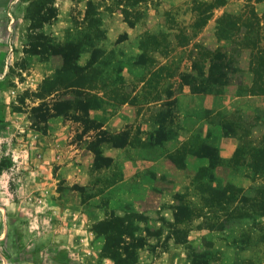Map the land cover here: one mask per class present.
<instances>
[{"label": "rangeland", "instance_id": "1", "mask_svg": "<svg viewBox=\"0 0 264 264\" xmlns=\"http://www.w3.org/2000/svg\"><path fill=\"white\" fill-rule=\"evenodd\" d=\"M197 1L212 0H0V75L14 79L33 73L46 76L61 66L62 57L52 49L44 51L39 46L40 37L53 44L81 38L84 51L78 58L80 65L91 56L87 44H96L104 50L100 58H105L107 98L119 103V132L126 131L134 145L133 150L119 152V186L96 188L101 194L89 187L68 190L60 172L56 176L59 181L51 185L56 187L53 203L57 213L53 214L50 197L46 200L45 195L42 203L35 204L23 193L27 181L19 177L29 170L27 165H32L23 161L18 149H0V236L3 220H26L36 206L42 223L40 233L28 238L21 236L19 227L9 229L7 238L0 239V264H114L102 252L107 230L96 224L112 213L122 215L124 209L142 216L134 223V236H141L145 243L129 256L131 264H264V192L257 190L264 188V175L252 176L242 168L233 170L224 161L210 170L222 185L230 182L247 197L243 203L237 201V195L232 204L234 211L227 219L223 210L209 209L202 203L197 176L208 159L194 153L207 135L218 151L221 142L236 143L235 149L240 143L246 147L242 159L247 161L250 146L264 139V109L253 111L255 104L248 101L250 48L237 44V39L219 41L215 34L217 21L224 13L244 11L249 22L253 18L251 9L259 18V32L253 30L250 38L260 37L258 44L264 46V10L258 9L264 0H226L201 26L196 25L198 12L192 10ZM133 18L138 20L130 25ZM147 35L154 38L143 49ZM216 48L230 56L233 71L225 74L230 82L205 86L200 81L209 73L208 64H199L208 50ZM182 73L188 74L191 83L184 82ZM23 92L34 94L30 89ZM72 96L69 89L49 95L39 108L44 116L38 118L31 110L28 121L32 122L30 127L37 123L38 131L45 134L50 122L65 124L70 119L73 128L64 130L65 141L72 134L71 141L78 149L75 163L85 166L89 154L82 149L87 131L83 114L72 110L67 116H53L54 100ZM12 110L23 111L19 105ZM77 116L82 122L76 120ZM223 121L227 122V130L221 125ZM159 125L164 130L160 139H171L172 151L187 144L183 163L176 157L181 165L168 158L167 143L162 140L147 148L149 138L158 135ZM19 134L14 132L9 141L15 143ZM74 167H64L62 172H73ZM100 180V184L106 183ZM49 183L45 184L47 188ZM179 196L194 211L188 219L182 215L183 219L175 223ZM73 209L80 210L75 217L88 215V225L79 220L82 225L73 227ZM203 258L207 263L202 262Z\"/></svg>", "mask_w": 264, "mask_h": 264}, {"label": "trees", "instance_id": "2", "mask_svg": "<svg viewBox=\"0 0 264 264\" xmlns=\"http://www.w3.org/2000/svg\"><path fill=\"white\" fill-rule=\"evenodd\" d=\"M194 1L196 2V0ZM225 3L226 0H212L208 3L197 1L192 9L193 11L198 12L199 15L196 25L198 26L200 24L201 26L205 24L207 20L212 17L213 10L219 6H223ZM247 7H249L248 2ZM249 12L253 15L252 20L249 22L244 11L239 14L224 13L217 21L215 34L219 41H233V39H237V44L250 48L252 63L249 70L252 74V79L248 86L249 89H247V94L257 95L264 94V46H259L258 44L260 37L258 40H252L250 38V34L253 30H255L256 33L259 32V18L251 9ZM130 20L132 21H129V24L133 25L138 18ZM152 38L149 35L146 36L145 42L143 43V49H146L145 45L148 44ZM39 40V46L42 47L44 51L52 49L62 57V64L51 74L44 76L42 79L36 93V96L41 98L42 101L37 107H32V113H37V115L40 116H38V118H41L44 114L41 113L39 108L43 105L45 98L53 92L69 89L73 95L71 98L54 100V103L52 104V109L54 111L53 116H63L67 115L72 110H78L83 114V122L86 125L84 130H88L87 128L93 125V123L87 118V109L100 104L97 95L90 91L102 90L108 95L107 90H105L108 77L103 75V62L105 61L102 60H105V58H100L101 55L104 54V50L96 44H87V46L91 48V56L84 65H80L78 64V58L84 51V41L81 38L77 40L69 39L60 44L47 43L45 42L44 37H40ZM205 54L207 55L203 57V62L197 61V63L200 62V67H202L203 64H208L209 73L207 77H203L200 82L205 86L207 83H209L208 85L229 84V77H225V74L229 71H233L232 66H230V56L226 51H222L220 48H216L212 50V52L208 50ZM140 58H145V52L141 53ZM180 76L185 83H191V78H188V74L182 73ZM192 81H194V79ZM111 91L117 93L116 89ZM75 118L76 120H80V117L78 116ZM80 121L82 122V120ZM226 121L221 122L222 127H225V129L227 128ZM229 131L232 132V130ZM156 134L158 135L154 134L155 138L153 140L149 138L147 145L146 143H144V145L147 147H153L159 144L161 140L163 141L166 139H160V134L164 135V130L160 128V125L156 130ZM97 135L99 136L95 140L88 143L89 149H91L95 155V164L97 166L107 165L109 163V159L104 157L101 153L100 146L102 142L109 141L119 147L125 145L129 141L131 142L129 134L124 130L116 134L106 133V130H100L97 132ZM208 138L209 137L205 135L203 139L200 140L201 148L198 149L197 152L196 150L194 151L196 156H203L208 159V164L199 168L196 188L200 193L202 203L207 208H218L223 210L224 213L228 215L226 216L228 219V217L231 216L230 214L234 211L232 204L237 200V195H240L237 201L242 200L243 203L247 197L244 193H241L240 189H237L230 182L222 185L218 177L215 176L213 172H210V170H213L224 161L233 170L242 168L245 171H250L252 176L257 174L264 175V139L253 146H250L248 150V160L243 161L242 152L245 151L246 147H243L240 143L233 151L232 155L226 160H223L219 154L218 146H212V143L208 142ZM188 150L187 144L183 143L174 151L168 153L167 156L171 161L177 163V165H181V163L176 161V157H180L183 163V159ZM191 151L193 150L191 149L190 153ZM235 189L238 191L235 192ZM257 190L260 194L264 192V188L261 186ZM193 211L194 209L188 206L186 202L182 201V197L179 196L174 211L175 223H178L183 219L182 215L185 216L184 220L188 219L193 214ZM123 212L122 215L112 213L109 217L96 224L98 227H105L107 230L106 233H104L102 252L103 256L111 258L114 264H131L129 256L145 243L141 236H134V231L136 229L134 223L136 220H142V216L129 209H124ZM261 215L264 216V204ZM127 237L129 239L131 238V241H126L125 239ZM202 262L207 263V259L203 258Z\"/></svg>", "mask_w": 264, "mask_h": 264}, {"label": "crops", "instance_id": "3", "mask_svg": "<svg viewBox=\"0 0 264 264\" xmlns=\"http://www.w3.org/2000/svg\"><path fill=\"white\" fill-rule=\"evenodd\" d=\"M258 5V9L264 10V4H262V2ZM43 78L44 76L42 74L35 73L25 76L24 79L10 78L6 76V74L0 75V109L3 110V112H1V110L0 112L4 115L3 119H0V149L8 150L12 147L16 148L12 149V151L18 149L24 159L23 161L32 165H27L29 170H26L25 174L22 172L19 177L20 179H24L25 177L27 181L26 184L22 186L23 193H27L30 196L29 201H33L35 204L38 202L42 203V201L45 200V195L46 200L47 197H50L52 202V212L50 213L53 214L57 213L53 203L55 202L53 195L56 194V187H51V185L54 184V182L59 181V178L56 176H59L60 172L63 174L62 176H65L64 178L69 185L68 190L78 191V187H89L93 189V193L101 194L103 192L97 191L96 188H107L105 190H108L111 187L119 186V152L126 151L130 148L132 149L134 145L132 144V139L131 142L129 141L121 147L116 146L109 141H104L100 146L101 153L104 157L109 159V163L101 166L95 164V155L93 151L89 149L88 143L99 136L97 135V132L100 130L111 129L114 131V134L119 133V103L112 99H108L107 95L102 90L90 91L97 95L100 104L87 109V118L93 123V125L87 128L88 130L84 133L83 137L86 145L85 148L82 149L89 154L87 163L85 166L75 163V161H78L76 158V153H78L76 142H72V134H68V142L66 143V135H64V130L66 128H73L70 119H67L65 124L60 123V121L56 123L54 121L50 122L46 125L44 131L45 134L38 131L37 123H35L34 127L29 126L32 122L28 121V113L29 115H32V107H37L42 101L41 98L36 96V93ZM27 89L34 91V94L32 92H30L31 94L29 93V96L22 94L24 93L23 91ZM58 93L59 91L53 92L50 95L54 96ZM248 101L251 104H255V106H251L253 111L264 109V94L249 95ZM17 105H19L23 111H13L12 108H15ZM104 107H106V110H104ZM27 109L29 111H27ZM55 117L62 116L57 115ZM76 122L79 123L78 121ZM109 122L111 123V128L107 126V123ZM153 128H155V125L152 129ZM14 132L17 134L20 133L19 137L16 138L17 140L15 143L9 141V138ZM163 142L165 144L167 143V154L172 152V140L166 138ZM64 147H66V149ZM235 147L236 143H219L220 156L222 158H228L232 155ZM164 156L166 155L164 154ZM73 165H75L73 172H68L67 170L66 174L62 172L64 167L71 168ZM50 179L53 180V182L49 183ZM100 179H103L106 183L100 184ZM48 183L50 186L47 188L45 184L48 185ZM39 211L40 209L38 210L37 206L36 208H32L29 214L31 217L27 216L25 217L26 220L23 219V221H20V219L17 221L16 217L12 222L9 220H3L2 225L4 230L0 239L2 237L7 238L9 235V229L18 227L22 231L21 236H23V238H28L31 235H38V233H40L38 230H40L42 224ZM71 212H74L73 217L75 218V220L73 218V227L82 225L78 223L79 220L81 223H84V225L85 223L88 225L87 223L90 219L87 214L84 215L83 213L79 217H75L80 213V210L73 209ZM34 227L37 229L35 230Z\"/></svg>", "mask_w": 264, "mask_h": 264}]
</instances>
